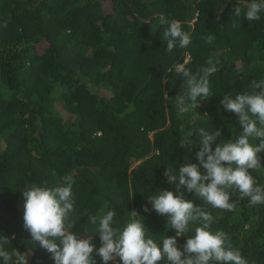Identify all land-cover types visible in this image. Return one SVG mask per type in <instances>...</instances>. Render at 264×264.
I'll use <instances>...</instances> for the list:
<instances>
[{"label": "trees", "instance_id": "16d2710c", "mask_svg": "<svg viewBox=\"0 0 264 264\" xmlns=\"http://www.w3.org/2000/svg\"><path fill=\"white\" fill-rule=\"evenodd\" d=\"M251 0H0V245L9 253L28 252V264H55L52 254L24 228L29 185L55 187L71 177L74 210L71 231L91 237L95 264H104L97 217L117 213L121 229L136 210L161 249L176 237L167 218L148 198L177 193L164 176L186 162L198 163L199 129L221 130L235 142L243 128L237 114L223 108V95L235 99L264 80V13L247 21ZM239 6L241 15L235 16ZM178 20L191 43L166 51L160 16ZM235 25V26H234ZM212 35L214 40L206 43ZM218 59L209 77L212 95L195 110L180 114L175 97L187 92L175 72L184 63L193 74ZM207 114V116H205ZM191 131V150L179 146ZM258 143V141H252ZM264 166V152H261ZM201 173L206 171L201 168ZM264 185V169L251 171ZM178 183V180L177 182ZM180 191L214 217L248 264H264V204L250 205L231 189L232 212L204 205L186 188ZM147 207L148 212L143 209ZM87 215V216H86ZM176 237L181 251L194 228ZM117 264H122L119 258ZM0 264H5L0 258ZM15 264V257L9 262ZM114 264V262H109ZM159 264H170L163 259Z\"/></svg>", "mask_w": 264, "mask_h": 264}, {"label": "clouds", "instance_id": "9594fccd", "mask_svg": "<svg viewBox=\"0 0 264 264\" xmlns=\"http://www.w3.org/2000/svg\"><path fill=\"white\" fill-rule=\"evenodd\" d=\"M235 16L241 15V8L234 9ZM264 13V0H251L244 13L247 21H258ZM160 24L168 25L163 33L166 51L172 52L177 44L185 48L191 43L190 35L182 30L178 20L169 21L161 14ZM235 26V25H234ZM214 40L212 35L206 38V43ZM184 63L175 65V72L186 80L187 92L175 97L180 114L195 110L200 106V100L212 95L209 77L220 70L219 60L209 57L207 66L193 74ZM251 92H244L232 99L223 95L220 103L229 112L239 117L243 131L235 141H220L213 150V143L221 137V130L215 129L209 133L204 128L199 129L201 137L196 160L198 163L186 162L179 172L168 168L164 176L167 183L176 185L177 193L159 191L148 200L157 214L167 218L169 228L175 230L176 237L185 236L192 231L190 227L199 223L180 250L176 237L162 239V249L157 240L145 227L144 220L136 210L128 213L130 220L122 229L117 226V213L108 210L106 214L97 217L87 216L88 222L97 225L102 246L96 250L104 264L114 262L117 258L122 264H159L167 259L170 264H248L240 250L233 247L228 235L222 231H213L211 225L214 217L205 206H195L185 199L180 191L186 188L188 193H194L203 200L204 205L214 209L232 212L236 202L232 199L231 189H238L241 199L247 197L250 205L264 204V185L258 183L251 171H261L260 153L264 152V80H253ZM207 116V114H205ZM191 131L179 140V146L191 150L193 141ZM252 141H258L253 143ZM201 168L206 174L201 173ZM178 180V183H176ZM72 178L67 177L62 185L41 187L29 185L22 196L24 203V228L31 234L34 242L52 254L55 264H95L92 258L94 244L91 237L82 239L71 229L74 223L69 221V214L74 210L72 200ZM148 212L149 209H143ZM8 244L7 239H2ZM30 253H11L0 245V258L9 264L15 257V264H28Z\"/></svg>", "mask_w": 264, "mask_h": 264}, {"label": "rangeland", "instance_id": "374dc122", "mask_svg": "<svg viewBox=\"0 0 264 264\" xmlns=\"http://www.w3.org/2000/svg\"><path fill=\"white\" fill-rule=\"evenodd\" d=\"M114 264H117L116 260L114 261Z\"/></svg>", "mask_w": 264, "mask_h": 264}]
</instances>
